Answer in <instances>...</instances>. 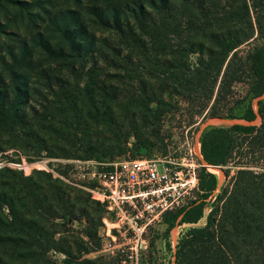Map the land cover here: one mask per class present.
I'll return each instance as SVG.
<instances>
[{"label": "trees", "instance_id": "trees-1", "mask_svg": "<svg viewBox=\"0 0 264 264\" xmlns=\"http://www.w3.org/2000/svg\"><path fill=\"white\" fill-rule=\"evenodd\" d=\"M125 83L140 90L120 101ZM214 92L205 116L246 123L203 129V159L226 179L205 224L180 234L173 264H264V98L234 113L264 94V0H0V156L111 161L129 137L166 154V95ZM102 131L111 136H93ZM58 173L67 180L0 165V264H122L89 257L105 206ZM198 178L194 198L163 215L167 236L205 217L218 178L207 166Z\"/></svg>", "mask_w": 264, "mask_h": 264}, {"label": "built area", "instance_id": "built-area-1", "mask_svg": "<svg viewBox=\"0 0 264 264\" xmlns=\"http://www.w3.org/2000/svg\"><path fill=\"white\" fill-rule=\"evenodd\" d=\"M185 143V151L178 158L156 151L150 156L111 161L66 159L78 160L81 169L90 168L88 174L95 185L79 186L105 206L99 231L102 248L98 252L119 257L122 264H143L142 255L148 249L152 232L163 223V215L194 198L199 187L198 170L208 167L200 139L187 134ZM43 170L65 179L53 169Z\"/></svg>", "mask_w": 264, "mask_h": 264}, {"label": "rangeland", "instance_id": "rangeland-1", "mask_svg": "<svg viewBox=\"0 0 264 264\" xmlns=\"http://www.w3.org/2000/svg\"><path fill=\"white\" fill-rule=\"evenodd\" d=\"M248 46L244 45L240 48V55H245ZM98 57V54H96ZM45 81H42L44 83ZM140 90V86L137 83H125L121 84L118 87V99L121 101L127 95L132 94ZM209 94V93H208ZM246 94V84L245 83H236L235 84V98H241ZM214 94L205 95L204 93L199 94L195 99L192 100V103H188V100L183 96L167 94L166 101L168 102V113L165 115V135L171 136L166 139V142L169 143L167 154L171 158L180 157L185 151L186 143L185 139L188 135H195V138H199L204 128L210 125H231L234 123H246L241 119H228L223 117H210L209 115L205 116L207 112L212 109V105L214 103ZM36 98H39V95H36ZM264 98V94L261 98L248 99L244 105H240L235 107L234 113L236 116H241L244 114L247 106L252 105L254 110L256 111L258 108V100ZM227 103H223L218 106V111L220 113H225L227 110ZM201 112L199 114L197 112ZM205 116V118H204ZM216 122V123H215ZM261 122V117L257 116V118L252 122L253 124H259ZM192 126L191 129L189 127ZM94 137H100L102 139L109 138L111 135L105 131L94 133ZM128 150L124 154V157H139V156H150L158 151L157 148L154 150H149L141 147L136 142L134 137H129L127 141ZM159 152V151H158ZM29 158V159H28ZM20 159V160H19ZM6 164L8 166L18 168V166H23V171L26 175L31 174L33 171L43 170V169H53L56 173L62 172L71 180L78 182L79 184H86L90 186L95 185V181L92 179V175L88 174L90 168L81 169L79 167L78 160H66L59 158H49L46 156H42L41 158L29 157L26 156L20 150H9L4 152L3 156H0V165ZM206 164V163H204ZM35 165V166H34ZM208 165V164H207ZM228 168V167H227ZM231 168V175L234 174L233 166H229ZM19 169V168H18ZM215 167H209L208 171L215 173L218 178V188L212 195L210 199L207 200V205L205 208V217H203L196 224H183L176 225L173 229L176 230V235L172 234V231L167 236L165 231L167 226L165 224H161L157 226V228L152 232V236L149 241L148 249L142 255L143 264H173L175 257L176 246L178 243V239L181 233L185 232L190 227H199L203 226L206 221V215L210 211V208L213 204L214 196L220 191L221 186L225 182V174L222 179L219 177L217 171H215ZM219 169L222 170L221 167ZM223 171V170H222ZM83 223V222H82ZM75 226L79 229L83 228V224L75 223ZM175 239V240H174ZM170 244V246L167 245ZM100 252H93L89 255V257L94 258L100 255ZM55 258L57 260H62L64 258L63 254H55Z\"/></svg>", "mask_w": 264, "mask_h": 264}, {"label": "bare ground", "instance_id": "bare-ground-1", "mask_svg": "<svg viewBox=\"0 0 264 264\" xmlns=\"http://www.w3.org/2000/svg\"><path fill=\"white\" fill-rule=\"evenodd\" d=\"M216 123V122H215ZM207 164V163H206ZM208 166L209 167H217V166H212V165H209L208 164ZM219 168V167H218ZM215 171H217L218 172V174H219V177H221L222 179L224 178V173L221 171V170H217V169H214ZM172 234L173 235H176V230L175 229H173L172 230ZM175 240V239H174Z\"/></svg>", "mask_w": 264, "mask_h": 264}]
</instances>
